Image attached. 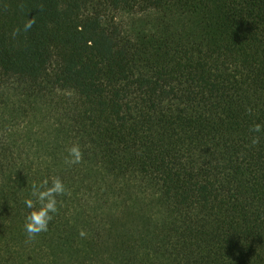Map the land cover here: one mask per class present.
<instances>
[{"label": "trees", "instance_id": "trees-1", "mask_svg": "<svg viewBox=\"0 0 264 264\" xmlns=\"http://www.w3.org/2000/svg\"><path fill=\"white\" fill-rule=\"evenodd\" d=\"M0 264H264V0H0Z\"/></svg>", "mask_w": 264, "mask_h": 264}, {"label": "clouds", "instance_id": "clouds-1", "mask_svg": "<svg viewBox=\"0 0 264 264\" xmlns=\"http://www.w3.org/2000/svg\"><path fill=\"white\" fill-rule=\"evenodd\" d=\"M35 23L34 19H29L23 25V31L27 32L31 29ZM21 31L20 28L14 30L13 35L18 34ZM261 130L260 124L253 126V131L259 132ZM259 142L258 137H254L252 140L253 144ZM69 157L66 162L69 164L79 163L82 159V152L78 144H73L68 150ZM66 191L62 180L59 177H52L51 185L49 186L48 180H43L39 185L33 183L31 196L35 197V200L26 198L24 203L28 209L29 214L25 218V230L29 238H35L39 233L47 231L48 223L52 219L50 213L57 211V200L56 196L64 194ZM81 235H84L81 232Z\"/></svg>", "mask_w": 264, "mask_h": 264}]
</instances>
